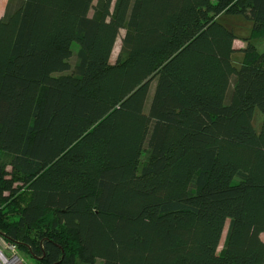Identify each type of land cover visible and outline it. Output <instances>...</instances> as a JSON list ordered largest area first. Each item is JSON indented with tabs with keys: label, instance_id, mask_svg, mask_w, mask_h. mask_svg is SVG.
Wrapping results in <instances>:
<instances>
[{
	"label": "trees",
	"instance_id": "1",
	"mask_svg": "<svg viewBox=\"0 0 264 264\" xmlns=\"http://www.w3.org/2000/svg\"><path fill=\"white\" fill-rule=\"evenodd\" d=\"M220 15L252 24L238 69ZM256 39L264 0L7 2L5 241L35 264H264Z\"/></svg>",
	"mask_w": 264,
	"mask_h": 264
},
{
	"label": "rangeland",
	"instance_id": "2",
	"mask_svg": "<svg viewBox=\"0 0 264 264\" xmlns=\"http://www.w3.org/2000/svg\"><path fill=\"white\" fill-rule=\"evenodd\" d=\"M97 0H94V3H96ZM7 2H12V0H0V17H2L5 6ZM92 13V12H91ZM90 13V14H91ZM217 22L221 24L223 27H225L227 30L231 31L234 33V35L237 37L236 41L234 42V48L236 49V52L231 56V63L233 67L238 69L240 67V63L242 61V54L239 52L240 48L244 45L243 40L245 38H248L252 29V24L250 21L245 20L241 16H231V15H220L217 17ZM123 35V31L120 32L119 38L117 39V42L115 44L112 56H111V62H113L117 52H118V47H119V42L120 38ZM251 44L255 46L256 50L260 53L264 52V39H256L252 40ZM256 115H255V127H258V124L260 122V115L258 111L256 110ZM228 227V221L225 223L219 247H218V252L221 251L226 231ZM260 239L264 241V234L260 235ZM16 255L18 256L19 259L22 260L24 264H35V262L28 257L24 252H18L16 251Z\"/></svg>",
	"mask_w": 264,
	"mask_h": 264
},
{
	"label": "built area",
	"instance_id": "3",
	"mask_svg": "<svg viewBox=\"0 0 264 264\" xmlns=\"http://www.w3.org/2000/svg\"><path fill=\"white\" fill-rule=\"evenodd\" d=\"M0 264H24L16 255L14 245L5 241L3 235L0 234Z\"/></svg>",
	"mask_w": 264,
	"mask_h": 264
}]
</instances>
